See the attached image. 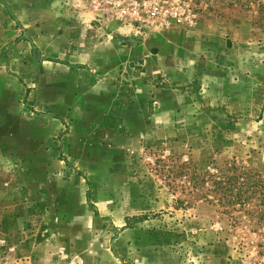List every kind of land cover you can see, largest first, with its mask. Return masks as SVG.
<instances>
[{
    "label": "rangeland",
    "instance_id": "374dc122",
    "mask_svg": "<svg viewBox=\"0 0 264 264\" xmlns=\"http://www.w3.org/2000/svg\"><path fill=\"white\" fill-rule=\"evenodd\" d=\"M228 1L83 0L158 54L165 89L144 120L91 123L81 143L67 122L52 130L0 51V264H264L249 186L264 185V19ZM218 180L251 198L219 202Z\"/></svg>",
    "mask_w": 264,
    "mask_h": 264
},
{
    "label": "crops",
    "instance_id": "0c3cea01",
    "mask_svg": "<svg viewBox=\"0 0 264 264\" xmlns=\"http://www.w3.org/2000/svg\"><path fill=\"white\" fill-rule=\"evenodd\" d=\"M65 1V11L48 14L40 12L44 0H0V51L8 54L12 79L32 89L35 109L55 119L52 130L67 122L66 138L81 143L91 123L114 132L144 120L165 88L157 80L162 62L150 46H131L116 30L95 24L98 13L83 0ZM37 20L47 22L45 30ZM106 118L117 127H101Z\"/></svg>",
    "mask_w": 264,
    "mask_h": 264
},
{
    "label": "trees",
    "instance_id": "16d2710c",
    "mask_svg": "<svg viewBox=\"0 0 264 264\" xmlns=\"http://www.w3.org/2000/svg\"><path fill=\"white\" fill-rule=\"evenodd\" d=\"M257 3L258 8L256 11L259 13L260 19H264V0H235V1H228L227 4L230 7H235L239 6L242 10H251L253 8V4ZM199 12V11H197ZM110 118H106L104 122H102L101 127L103 126H111L116 128L117 124L116 123H111ZM252 178V175L251 177ZM255 181H253L254 185H249L250 187L254 188L253 192H258L259 197H261V203H259L258 209L256 213H254V216L257 218V224L258 225H263L264 226V185H261V181L254 178ZM214 184H216V191L220 190L222 191V196H219L217 200L220 201H225L228 202V204L233 203V204H241V205H246L247 200L251 198V195L244 196V193L239 189L236 188V186L233 185V182L231 181H223V180H218L214 181ZM247 182H243L241 185H245ZM221 188V189H219ZM260 188V189H259ZM218 189V190H217ZM237 190V191H236ZM236 191V192H235ZM218 193V192H217ZM222 205V203H220ZM224 205V204H223ZM230 212V211H228ZM262 226V227H263Z\"/></svg>",
    "mask_w": 264,
    "mask_h": 264
}]
</instances>
